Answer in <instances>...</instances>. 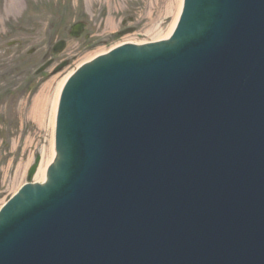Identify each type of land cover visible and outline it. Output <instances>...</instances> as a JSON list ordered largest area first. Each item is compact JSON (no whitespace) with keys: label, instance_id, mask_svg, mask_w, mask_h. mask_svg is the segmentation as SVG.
<instances>
[{"label":"water","instance_id":"water-1","mask_svg":"<svg viewBox=\"0 0 264 264\" xmlns=\"http://www.w3.org/2000/svg\"><path fill=\"white\" fill-rule=\"evenodd\" d=\"M57 141L0 264H264V0H186L172 40L82 67Z\"/></svg>","mask_w":264,"mask_h":264},{"label":"rangeland","instance_id":"rangeland-1","mask_svg":"<svg viewBox=\"0 0 264 264\" xmlns=\"http://www.w3.org/2000/svg\"><path fill=\"white\" fill-rule=\"evenodd\" d=\"M117 1L119 7L112 15L115 19L122 16L125 21L131 17V25L135 30L144 33L139 38V34L134 35L139 40L165 34L173 20V16L168 15V10L170 8L175 13L177 5L175 0H159L156 6V0ZM106 15V4L100 1L0 0V70L16 69V84L20 90V85L25 86L21 84L25 76L45 59V50L64 39L66 47L56 55V65L69 61L68 66L63 68L68 73L86 59L91 51L108 49L125 39L108 38L104 42L100 41V35L124 24L109 27ZM128 20L126 23L130 22ZM78 21H84L86 28L82 36L76 38L70 36V30ZM95 39L99 40L98 47L93 44ZM74 54L77 55L73 56ZM52 70L53 68L49 69L42 77L33 80L22 101L17 95L11 109L10 105L6 110L5 106L0 109V204L12 193V179L16 169L22 164V158L27 162L32 155L29 171L38 156L36 153L41 155L43 146L49 147L52 136L50 131H41L28 117L30 100L51 82ZM35 147H38L37 151ZM21 172L25 170L21 169ZM22 181H27V177ZM19 183L21 181L16 185Z\"/></svg>","mask_w":264,"mask_h":264},{"label":"bare ground","instance_id":"bare-ground-1","mask_svg":"<svg viewBox=\"0 0 264 264\" xmlns=\"http://www.w3.org/2000/svg\"><path fill=\"white\" fill-rule=\"evenodd\" d=\"M177 2L176 5V12H172L169 8L168 15L173 16L172 22L169 24L168 31L161 35H156L152 37L151 39H133L134 41H146V40H154L158 38H162L167 36L176 26L179 17L182 12L183 8V2L184 0H175ZM159 0H156L155 6L158 4ZM16 5V4H15ZM174 14V15H173ZM151 15V14H150ZM112 29L110 31L116 30ZM119 44H116L114 47L118 46ZM106 52V50H101L97 53L89 54L86 59H84L83 62H81L79 65H77L74 69L70 70L68 73L66 71H60L58 73H55L51 79V82L46 84V86L35 96L34 100L32 101L31 109H30V115L28 117V120H31L36 125L39 126V129L41 131H50L51 133V141L49 143V147L43 146L42 152H41V160L40 164L37 170V173L35 174L34 181L38 183H42L46 179V172L48 165L55 159V141H54V134H55V126H56V118H57V111H58V105L61 97L62 90L70 77V75L74 72V70L79 67L81 64H83L85 61ZM38 150V147H35V151ZM39 153V152H38ZM36 153V155L38 154ZM24 157V156H23ZM32 160V155L28 159L27 162H24L22 158V164L18 166V168L15 171V176L13 182L11 183V192L15 191L17 187L22 183L26 181L25 180L27 176L26 169H28V166ZM21 169H24L25 172H21ZM11 172L8 171L7 173ZM7 175L5 177V181H7ZM19 185H16L17 182H20Z\"/></svg>","mask_w":264,"mask_h":264},{"label":"flooded vegetation","instance_id":"flooded-vegetation-1","mask_svg":"<svg viewBox=\"0 0 264 264\" xmlns=\"http://www.w3.org/2000/svg\"><path fill=\"white\" fill-rule=\"evenodd\" d=\"M10 98V97H9ZM9 98H7V100H9ZM9 102H7L6 104H8Z\"/></svg>","mask_w":264,"mask_h":264}]
</instances>
